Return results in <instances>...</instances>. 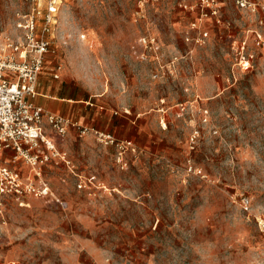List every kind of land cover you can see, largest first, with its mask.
Listing matches in <instances>:
<instances>
[{
	"label": "rangeland",
	"instance_id": "obj_1",
	"mask_svg": "<svg viewBox=\"0 0 264 264\" xmlns=\"http://www.w3.org/2000/svg\"><path fill=\"white\" fill-rule=\"evenodd\" d=\"M57 8L40 72L116 117L128 110L136 128L120 140L123 164L92 135H48L65 153L41 168L51 194L0 195L3 264H264L263 11L234 0H215V15L199 0ZM27 9L0 0V38L17 36ZM11 155L0 165L31 176Z\"/></svg>",
	"mask_w": 264,
	"mask_h": 264
},
{
	"label": "built area",
	"instance_id": "obj_2",
	"mask_svg": "<svg viewBox=\"0 0 264 264\" xmlns=\"http://www.w3.org/2000/svg\"><path fill=\"white\" fill-rule=\"evenodd\" d=\"M61 1L45 0V7H42L38 0H24L28 9L17 15V36L0 38V155L11 151L12 160H23L32 172L31 176L24 177L17 168L0 165V195L33 194L45 197L51 194L49 186L41 177V168L48 163L65 160V153L57 148L43 130V109L31 101L36 92L44 55L50 45L48 34L55 23L57 5ZM199 2L209 9L210 15L216 14L215 0ZM234 2L250 13L260 8L263 14L259 23L262 24L264 3L259 6L252 0ZM46 119L55 135L63 138L69 125L76 126L79 135L89 134L100 144L112 146L116 161L124 163V154L130 142L120 141L109 132L71 122L61 115L47 114ZM93 179V176L85 177L79 181L78 187L86 186L87 182L92 183Z\"/></svg>",
	"mask_w": 264,
	"mask_h": 264
},
{
	"label": "crops",
	"instance_id": "obj_3",
	"mask_svg": "<svg viewBox=\"0 0 264 264\" xmlns=\"http://www.w3.org/2000/svg\"><path fill=\"white\" fill-rule=\"evenodd\" d=\"M42 7H45V1ZM53 76L54 74L49 70L43 69L36 82L35 95L31 98L34 104L43 109L44 115L41 124L46 135L56 140L46 119L47 114H55L61 115L71 122L109 132L119 140H133L131 133L136 128V117H133L128 110H126V114L116 117L110 109L93 102L91 97L82 98L76 95L75 85L70 89L68 86L61 85ZM77 135H79L78 128L69 125L66 136L74 140ZM17 169L19 170V168ZM20 172L22 173L21 169ZM0 264H3L1 259Z\"/></svg>",
	"mask_w": 264,
	"mask_h": 264
}]
</instances>
